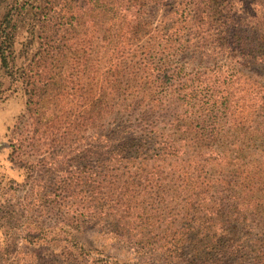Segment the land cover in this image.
<instances>
[{"label":"trees","instance_id":"1","mask_svg":"<svg viewBox=\"0 0 264 264\" xmlns=\"http://www.w3.org/2000/svg\"><path fill=\"white\" fill-rule=\"evenodd\" d=\"M28 1L19 49L0 24L26 98L7 137L25 172L9 232L28 252L7 263L264 264V75L241 68L264 69L256 26L227 0ZM171 3L195 51L236 65L174 71L164 101L169 70L149 59L169 48L154 24Z\"/></svg>","mask_w":264,"mask_h":264},{"label":"rangeland","instance_id":"2","mask_svg":"<svg viewBox=\"0 0 264 264\" xmlns=\"http://www.w3.org/2000/svg\"><path fill=\"white\" fill-rule=\"evenodd\" d=\"M31 1V5L33 4L34 6L38 3V0ZM220 1L225 2V0ZM28 2V0H0V24L4 19H6V21L12 20L10 21V25L15 23L14 44L16 49H19L18 44L22 43L27 36L26 31L31 24L32 13L33 15L36 13L32 9H29ZM183 2L185 3V0H183ZM226 2H228L227 5L232 6L237 12L242 13L244 15L243 20L252 22L261 35L264 36V0H227ZM173 6L174 5L171 3L166 9L169 10L168 18H161L163 13L159 12V15H156V22L154 24L159 25L161 23L160 30L163 32L161 38H163L164 41L169 40V48L165 50L161 49L160 47L163 42H159L157 46L160 49L157 50V53L155 52L156 54L154 53L152 56L149 55L143 58L146 61L151 56L149 60L152 61L154 59L157 63L158 66L155 67L152 73L154 75H157L159 72L164 74L163 71L169 70V85L166 86L168 87V94H165L163 98L164 101L169 99V90L174 87L173 83L177 81L176 77H174L175 79L170 78L174 71L180 73L183 77L191 73L193 69L194 71L198 69L201 72H209L215 68L225 70L231 65H236L231 63V65L228 66L229 61L226 59L227 57L225 54L217 56L215 60L210 61L207 57H203L200 52L195 51L196 42L188 35L189 27L187 28L185 26V29L182 30L184 25L175 21V17L170 16V11H172L171 9ZM253 17L256 18L253 20ZM176 29H180L181 32L177 36L175 35ZM184 31L185 34L183 33ZM162 64L165 67H160ZM241 68L245 73L253 72L255 69L264 75V69L260 66L252 67L247 63H241ZM82 81L84 84L87 83L86 80ZM0 86V264H8L7 262H14L15 260L20 261L22 252H28L25 248V244L19 238L21 236H12L11 232H9L12 231L10 229L11 225L9 224V218L12 215L13 208L19 209V205L23 204L21 198L24 195V189L21 188V185L24 182L25 172L16 167H11L8 161L10 149L8 147L9 139L7 137L9 135V130H12L17 119L24 113L26 98L21 85L11 83L4 74L1 65ZM159 86H161V84ZM153 89L155 93H159L162 88L154 87ZM36 174L41 175V172L36 170ZM12 182L15 185H12ZM14 187L17 189L16 191L22 190L15 193L14 190H12ZM19 213L21 214L20 210ZM24 217L25 215L22 217V222ZM18 221L21 222V219H18L17 223H19ZM11 223H13V220H11ZM90 239L94 244L99 241V238L96 237H90ZM101 243L102 242H100V244ZM12 244H16V247L21 249H18L19 251L16 252L15 250H13L14 252L11 250L9 256L8 254L2 253L5 249L10 250V248L13 247ZM42 255H49V253L48 251H42Z\"/></svg>","mask_w":264,"mask_h":264}]
</instances>
